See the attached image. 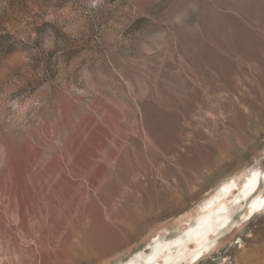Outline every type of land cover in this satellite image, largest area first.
<instances>
[{"label":"rangeland","instance_id":"374dc122","mask_svg":"<svg viewBox=\"0 0 264 264\" xmlns=\"http://www.w3.org/2000/svg\"><path fill=\"white\" fill-rule=\"evenodd\" d=\"M234 181L192 264H264V0H0V264H124Z\"/></svg>","mask_w":264,"mask_h":264},{"label":"bare ground","instance_id":"6f19581e","mask_svg":"<svg viewBox=\"0 0 264 264\" xmlns=\"http://www.w3.org/2000/svg\"><path fill=\"white\" fill-rule=\"evenodd\" d=\"M262 173L255 171L249 176L239 190L241 194L236 195L232 203L242 198L247 199L260 191ZM235 187H239L236 181L225 184L218 194L208 202L207 206H204V213L199 217L197 225L188 230L185 235L178 233L180 236L174 239L158 242L150 253L139 254L138 258H142L144 261L135 257L124 264H192L198 261L212 248L220 230L234 223L233 213L239 206L230 204V196L234 194ZM261 193L250 201L245 217H250L264 209V195Z\"/></svg>","mask_w":264,"mask_h":264}]
</instances>
